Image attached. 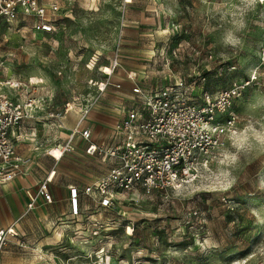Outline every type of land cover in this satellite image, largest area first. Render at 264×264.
<instances>
[{"label": "rangeland", "instance_id": "1", "mask_svg": "<svg viewBox=\"0 0 264 264\" xmlns=\"http://www.w3.org/2000/svg\"><path fill=\"white\" fill-rule=\"evenodd\" d=\"M63 1L55 32L0 21V80L31 83L37 106L27 137L38 151L59 135L52 112L70 124L93 104L89 118L115 121L133 104L135 83L158 89L182 77L198 102L205 92H240L218 116L226 121L232 112L237 121L207 169L168 193L120 196L111 208L87 196L89 210L72 223L81 234L58 240L50 219L39 222V235L65 249L61 260L41 264H264V1ZM116 55L111 80L122 87L99 90ZM57 167L64 180L85 184L108 161L81 148ZM21 252L29 264L32 251Z\"/></svg>", "mask_w": 264, "mask_h": 264}, {"label": "built area", "instance_id": "2", "mask_svg": "<svg viewBox=\"0 0 264 264\" xmlns=\"http://www.w3.org/2000/svg\"><path fill=\"white\" fill-rule=\"evenodd\" d=\"M63 10L60 0H0V21H25L37 31L55 32L62 27L63 22L57 15ZM120 62V56L116 55L108 66L110 71L104 67L106 76L98 82L99 90H105L108 85L122 87L121 81L111 80ZM132 74L128 77L133 78ZM30 84L15 78L0 80V184L28 175L35 168L33 156L19 152L16 145L25 137L26 122L33 117L37 106L36 99L29 96ZM191 88L182 77L158 89L133 84V104L121 108L122 117L111 134L99 141L90 126L84 124L93 104L81 109L76 126L63 138L61 154L55 155L52 149L49 154L58 161L64 153L75 151V139L80 135L87 142L86 153L107 160L109 169L84 187H69L72 219H79L89 210L88 206L83 209V195L94 196L99 206L111 208L120 196L139 189L149 194L168 193L210 166L225 144V135L234 131L237 121L232 112L226 121L218 116L232 106L233 96L240 89L222 90L215 96L205 92L198 102ZM49 116L55 128L63 127V111ZM54 176L52 170L37 183V191L30 194L27 211L36 207L40 197L53 201L49 183ZM82 230V227L76 229L75 234H81ZM18 235L16 222L0 227V264L12 237Z\"/></svg>", "mask_w": 264, "mask_h": 264}, {"label": "crops", "instance_id": "3", "mask_svg": "<svg viewBox=\"0 0 264 264\" xmlns=\"http://www.w3.org/2000/svg\"><path fill=\"white\" fill-rule=\"evenodd\" d=\"M60 2L64 8H66L64 1L60 0ZM34 116H36V111L34 112L33 117ZM79 117L80 115L75 122H70V124L64 117L63 127L61 129H57L53 125L55 133H58L59 135H55L54 138L51 139L53 141L50 140V137L46 138L45 144L48 146L46 151H38L37 142L34 141V138L29 140L27 137V128L25 131V137L22 140L17 141V150L23 154L33 156L35 168L28 175H20L10 182L0 184V227L8 226L11 223L16 222L19 231V235L12 237V241L8 244L5 252L3 253L1 264H24L21 250L24 251L27 248L32 251V254L30 255L31 260L28 261L29 264H41L44 263V261L56 262L57 260H61L60 251L65 249L62 247H56L57 242L52 241L51 238H49L50 236H47L48 238L45 239L39 235V222L43 224L46 220L50 219V229L53 233L58 234V240H60L62 236L69 237V235L75 234L76 229L82 227L80 223L72 224L75 219H72L70 216L69 187L71 185L84 187L96 178L85 184L70 182L66 179L64 180L58 173L57 164L62 158L68 154L78 151L81 148L84 154L88 156L93 155L86 153L85 148L87 142L81 138L80 135H78L75 139V151L64 153L58 161H56V159L49 154V150L54 147H58L61 150L64 136L76 126ZM121 117L122 115L115 121H110L106 120V118L104 119L103 115L102 118H89L88 115L84 124L90 126L93 131L94 138L99 141L111 134L113 126ZM28 121L29 119L26 122V126ZM44 124L48 125V122L45 121ZM108 169L109 162L108 168H106L103 175L108 171ZM52 170L55 171V176L49 183V191L52 194L53 201L48 202L43 197H40L37 201L36 207L27 211L30 194H34L37 191V183ZM86 202L87 196L83 195V209L87 206ZM42 207H44L45 210H43ZM47 207H49L50 210H48ZM69 220L71 222H69ZM73 251L76 252L75 250ZM37 252L39 255H34ZM45 263L49 264V262Z\"/></svg>", "mask_w": 264, "mask_h": 264}, {"label": "bare ground", "instance_id": "4", "mask_svg": "<svg viewBox=\"0 0 264 264\" xmlns=\"http://www.w3.org/2000/svg\"><path fill=\"white\" fill-rule=\"evenodd\" d=\"M95 59V58H94ZM52 152L55 154V155H57V156H59L60 154H61V150L58 148V147H54L53 149H52Z\"/></svg>", "mask_w": 264, "mask_h": 264}]
</instances>
